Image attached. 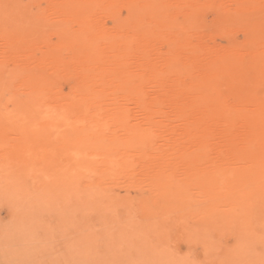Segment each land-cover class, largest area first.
I'll list each match as a JSON object with an SVG mask.
<instances>
[{
	"label": "rangeland",
	"instance_id": "374dc122",
	"mask_svg": "<svg viewBox=\"0 0 264 264\" xmlns=\"http://www.w3.org/2000/svg\"><path fill=\"white\" fill-rule=\"evenodd\" d=\"M81 1L21 0L46 25L42 37L25 33L20 41L0 28V75L8 82L4 95L9 97L10 90L25 93L24 78L36 73L54 76L64 71L80 83L89 80L88 89L98 96L104 114L123 112L129 126L148 129L150 146L143 152H127L128 171L106 181L112 189H141L142 198L132 195L122 202L111 195L95 200L88 183L63 180L62 170L54 173L59 167L53 165L56 169L49 170L52 178L43 179L40 169L29 172L22 165L14 148H0V264H264L263 243L241 244L234 230L209 231V241L194 239L195 231L201 235L203 231L196 225V217L187 213L186 204L176 205L166 215L174 226L168 232V244L156 245L151 237V248L141 256L136 255L135 237L127 245H107L102 234L112 220L105 212H95L99 201L119 220L141 224L155 214L154 206L163 203L153 190L159 172L171 174L173 186L178 182L192 188L188 178L199 169L214 172L247 165L246 156L250 149L258 148V128L264 122V80H257L264 74V0H158L167 8L165 17L148 10L152 0ZM86 4L98 62L66 45L59 29L63 25L73 33L82 30L74 13ZM55 89L63 95L60 87ZM73 92L76 96L83 93ZM10 131L0 132V139L15 146L22 136L16 129ZM54 134L48 138L59 148L66 135ZM123 134V130L117 132L120 137ZM66 155L57 154L60 166L69 162ZM19 166L22 174L12 168ZM111 188L103 187L106 194ZM50 189L55 196L48 195ZM260 229L264 234V227ZM94 233L103 238L101 242ZM154 246L158 250L152 252ZM106 251L119 254V259L117 255L104 259L100 255Z\"/></svg>",
	"mask_w": 264,
	"mask_h": 264
},
{
	"label": "bare ground",
	"instance_id": "6f19581e",
	"mask_svg": "<svg viewBox=\"0 0 264 264\" xmlns=\"http://www.w3.org/2000/svg\"><path fill=\"white\" fill-rule=\"evenodd\" d=\"M88 1L90 2V0ZM152 1L149 3L150 5L148 10L151 9L149 11L153 13L152 15H156V17H162V15L165 13L163 11L167 9L165 8L166 6L162 4L164 2H160L162 4L160 5L158 0ZM81 3L83 4V0L81 1ZM91 3L89 4V6H91ZM74 4L75 2L73 3V5ZM73 7L75 8L76 6H72V8ZM72 8L69 10H72ZM89 9L90 8L87 6V4L86 6L79 5L76 8L74 16L77 20H75H80L83 25H81L83 29L79 32L73 33L71 32V30H68L69 28L67 29V27H64L63 25L62 27L59 26V29L62 30V35L64 36L63 39L66 45L70 44L73 48H77L78 51L80 50L81 53L87 56L89 61L95 62L97 50L93 32L91 31L87 22V15L88 17L90 15L88 14ZM72 12L74 11H71V13ZM163 16L165 17V14ZM72 20H74V18ZM45 25L46 22H44L43 18H41V15H38L37 12L31 10V7L24 6L21 3V0H0V28H2L7 32V34H9V38H18L20 41L22 35L25 33H30L37 38L42 37ZM41 31L43 33H41ZM57 56H59V54ZM59 58L60 57H58V60ZM63 73L57 72V74H55L54 76H48L40 73L32 74V76H27L23 80V85L27 86L25 93L20 94L16 90L11 91V86H9L10 95L9 97H7L6 95L7 98L4 95V91L6 87H8V82L5 76H3L2 74L0 75V132L5 133L6 131L16 129L21 133L22 136V138L19 139L18 142H12L15 144V146L10 145L11 141L9 143L6 139H0V148H4L6 146L14 148V151L16 152L15 156L19 158V160L22 162V165H24V167L30 168L29 172H31V170L40 169V172H42L40 175L43 176V179H51L52 173L49 174V170L53 169L54 171L56 167H59V169H57L56 172L54 171V173H59L60 170H62L63 176H66V178L63 180H74L77 184L79 183L80 185L84 182L88 183L91 188V191H89L91 193L90 195L95 200H102L103 197L108 196H116L118 199L122 200V202L123 200H125V198L132 195L140 198L142 194L140 192L141 189L139 190L133 186H128L126 188L114 187L112 189L111 187H109V183L107 184L106 181H114L115 179H118L123 174H125L126 171H128L127 169H129L131 161L126 156L127 152L129 154V151L131 149L143 152L148 145L150 146L151 140L150 135H148V129L144 127L129 126L124 119L125 116L123 115V112L113 113L112 115L104 114L103 110H101V107L99 106L98 96L91 94V88L88 89V84L90 83L88 82L89 80L80 83L76 80V78L74 77L75 75H73L72 73L69 72V74L68 72L64 71ZM9 80H11L12 82V79ZM257 80H259L258 82L264 80V74L262 72L260 76H258ZM216 82L218 81L216 80ZM14 84L12 82V85ZM59 87L61 88V90L59 91L63 94L62 96H60L61 94H58V90L55 89ZM75 89H78L81 92L83 91V93L76 96L73 92V90ZM53 94L56 95L53 96ZM109 117H114L112 122H108ZM119 130L120 134L121 130H123L126 136L125 134H123L124 137H122L123 135L121 137L118 136L117 132ZM256 130L257 129H255V131ZM258 130L260 132L258 148L254 151H251V149L249 150V152L247 151L248 154L245 160V163H247V165L243 168H235L232 170L222 169L220 171L214 172L199 169L188 178V181H190V186H192V188H187V185L183 186L178 182V186H173V184L171 183V174H168L165 171V173L159 172L157 175H155L153 179V184H155L153 189L154 195L158 198H161V202L163 203L159 204V207L154 206V208L156 209L155 214L152 215L147 221H144V223L142 222L141 224H138L129 220L121 221L116 218L115 213L113 214L110 209L106 208V206L103 205V203L97 201L96 203L98 206V210H95V212L98 211L97 213L100 214L102 212H105L106 214H108V217H110V220H112V226L109 227L111 225L110 224L108 226L109 228H107L106 230L104 229V233L101 232L103 233L102 235L104 239L101 237L103 241H106V244L109 246H111L110 244H112L113 246H123V244L127 245L126 241H130L133 237H135L137 240V256L143 255L147 247L151 248V237L157 240L156 242L158 243H156V245L168 244L167 242H169L170 239V235H168V232L174 226L172 225L173 222H168V218L166 217V215H170L176 205L186 204L188 210L187 213L191 215L190 217H196V225L203 231L202 235L201 232L195 231L192 235L194 239L197 240L200 238L204 241H209L207 232L212 230L221 232L226 229L229 231H236L238 236L236 234L235 235L239 237V241L241 244L263 243L264 245V234L258 232L259 227L261 229L262 227H264V122L259 125ZM54 133H61L63 135H66V140L62 141L61 147L59 146V148H57L58 146H52L51 139L48 138L50 136L52 137V135H55ZM59 141H61V139ZM57 154H60V156L67 154L66 157H69H67V161L69 162H65L66 160L64 159V157H62V160L67 164H65L64 166H60L59 162L57 161ZM189 159L187 160V162L190 161ZM18 164H20V162H18ZM53 165H55L56 167ZM12 168H15V170H19H14L15 172H23L20 166L19 168L17 167V169L16 167ZM41 169L43 171H41ZM36 178L37 177H35V179ZM45 182L44 184H46ZM85 183L82 185H85ZM37 186H40L42 188L41 185ZM44 187L46 186L44 185ZM66 187H63V189H67ZM103 187L108 189L111 188L112 191L110 192L108 190L106 194V192H104L106 189L104 190ZM191 190H194V193H192ZM51 191L52 190L50 189L48 195H52L51 197L55 196L53 195V191ZM85 193H88L87 190H85ZM133 204L134 203H132V205ZM129 206L131 207V205ZM175 210L176 209H174V211ZM183 210H185L184 206ZM151 234L153 236H150ZM94 238L101 242V238L98 237V234L94 233ZM157 248L158 246H154L155 250H153L152 252L158 250ZM109 251L103 252L100 256H103L104 259H108V257L111 258L117 255L115 253L113 254L112 252L109 253ZM249 251L251 250L249 249ZM252 252L248 254H251ZM97 255L99 256V254ZM118 255L115 257L118 258ZM253 255L254 254H252L251 259L252 257H254Z\"/></svg>",
	"mask_w": 264,
	"mask_h": 264
}]
</instances>
